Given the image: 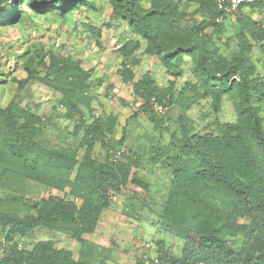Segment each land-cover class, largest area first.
Segmentation results:
<instances>
[{"label": "trees", "instance_id": "1", "mask_svg": "<svg viewBox=\"0 0 264 264\" xmlns=\"http://www.w3.org/2000/svg\"><path fill=\"white\" fill-rule=\"evenodd\" d=\"M19 1L12 0L2 9L1 24L20 20ZM27 1L36 10L54 6L65 15L80 5H93L94 0ZM116 1V17L126 20L146 39V51L157 55L166 67L180 73L186 58L194 59L197 82L207 88L216 112L221 110L225 95L239 94L241 102L236 121L222 123L218 133L191 132L182 123L178 150L173 153L159 150L153 157L157 161L168 153L165 160L172 168L173 178L161 219L185 239L180 258L163 249L162 255L173 263L264 264V126L260 114L264 80L255 75L246 53L228 67L215 66L219 64L217 58H225L216 52L215 45L199 40L200 34L206 35L209 28L216 34L226 29L227 16L216 0H199V11L207 19L192 25L180 24L188 12L179 10L176 3H166L163 11L157 8L143 11L138 0ZM243 8L237 25L244 51L252 49L251 41L261 43L264 48V18L254 19ZM139 47V40L131 38L119 48L123 78L132 81L133 92L144 101V111L163 117L151 103L155 97L164 105L155 80L148 73L133 79L127 67ZM27 71L28 76L19 82L23 87L38 75L36 69L27 68ZM91 75L92 70L84 68L79 60L50 55L44 79L64 95L62 105L70 117L79 118L76 127L84 131L79 146L73 150L50 148L38 139L44 118L30 106L12 101L0 107V179L7 172L18 173L51 189L69 188L68 194L81 201L78 204L50 194L35 204V213L21 216L1 211L0 227L8 228V238L14 242L0 258V264H106L76 259L71 250L57 248L51 240L37 241L31 249L24 250L17 248L15 240L45 227L85 242L84 235L96 231L103 211L123 187L133 184L149 190V182L136 172L140 155H124L120 160L100 159L95 155V142L108 146L116 116H93L90 123L85 121L81 105L88 102ZM242 218L250 221L243 222ZM239 234L243 240L237 247L229 237Z\"/></svg>", "mask_w": 264, "mask_h": 264}, {"label": "rangeland", "instance_id": "2", "mask_svg": "<svg viewBox=\"0 0 264 264\" xmlns=\"http://www.w3.org/2000/svg\"><path fill=\"white\" fill-rule=\"evenodd\" d=\"M11 1L0 2V12ZM168 2L176 3L179 10L188 12L181 25L207 19L205 13L199 11V0H138L143 11L156 8L163 11ZM92 4L80 5L62 15L58 7L36 10L27 0L17 3L22 10L20 20L0 23V107H6L12 101L30 106L44 118L38 135L43 144L50 148H77L84 134L76 127L79 118L68 115L62 105L64 95L44 77L51 54L79 60L84 68L92 70L88 102L81 105L85 121L90 123L93 116H116L108 146L95 142V155L100 159L114 160L115 153L122 148H125L126 156L140 155L141 162L136 172L149 182V190L133 184L123 187L103 211L96 231L84 235L85 242L45 227L34 229L19 237L18 241L26 249H31L37 241L51 240L57 248L71 250L76 259L94 263L149 264L151 257L160 254L162 249L172 257L180 258L185 239L161 219L173 178L172 168L165 160L168 153L157 161L153 157L159 150L166 149L172 153L178 150L182 123L191 132L203 134L218 133L222 123L236 121L241 104L239 94L225 95L221 110L216 112L207 88L197 82L192 57H187L182 64V72L175 73L157 55L146 51V39L137 34L126 20L116 17V0H94ZM243 12L254 19H261L256 6H246ZM239 13L227 16L224 32L216 34L209 28L206 35L200 34L199 40L205 39L208 44L215 45L216 52L225 58H217L220 65L216 63L215 66L228 67L246 53L245 58L253 66L255 75L264 80V48L261 43L251 41L252 49L244 51L238 34ZM131 38L138 39L140 47L135 50L134 60L127 67L132 71L133 79L148 73L155 80L167 107L163 117L144 111V101L133 92L132 81L123 78V57L119 48ZM27 68L36 69L38 75L23 87L19 82L28 76ZM234 78L239 80V76ZM260 114L264 126V101L260 105ZM68 192L69 188L51 189L18 173L7 172L0 179V212L21 216L35 213V204L50 194L80 204L81 201ZM241 220L250 221L249 218ZM229 240L239 247L243 237L239 234L229 237ZM3 255L0 252V258Z\"/></svg>", "mask_w": 264, "mask_h": 264}, {"label": "built area", "instance_id": "3", "mask_svg": "<svg viewBox=\"0 0 264 264\" xmlns=\"http://www.w3.org/2000/svg\"><path fill=\"white\" fill-rule=\"evenodd\" d=\"M216 4L219 9L223 11L225 16L236 15L240 12L243 7L255 5L258 8L259 14L261 18H264V0H216ZM152 106L153 109L159 114H165L167 111V107L161 103H159L155 97L152 98ZM125 155V148L119 149L115 153L114 160L123 159ZM14 241H11L8 238V228L0 227V252L5 253L7 249L11 246ZM17 248L19 250L26 249L21 241L15 240ZM151 262L155 264H188L186 262H177L173 263L169 258L164 257L162 252L159 254H155V256L151 257ZM204 264V263H201Z\"/></svg>", "mask_w": 264, "mask_h": 264}]
</instances>
